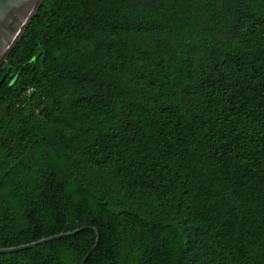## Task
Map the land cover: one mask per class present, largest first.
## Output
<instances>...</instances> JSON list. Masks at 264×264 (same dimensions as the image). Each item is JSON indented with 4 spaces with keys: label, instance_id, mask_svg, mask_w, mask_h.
<instances>
[{
    "label": "trees",
    "instance_id": "16d2710c",
    "mask_svg": "<svg viewBox=\"0 0 264 264\" xmlns=\"http://www.w3.org/2000/svg\"><path fill=\"white\" fill-rule=\"evenodd\" d=\"M80 228L0 264H264V0H42L0 67V249Z\"/></svg>",
    "mask_w": 264,
    "mask_h": 264
},
{
    "label": "water",
    "instance_id": "95a60500",
    "mask_svg": "<svg viewBox=\"0 0 264 264\" xmlns=\"http://www.w3.org/2000/svg\"><path fill=\"white\" fill-rule=\"evenodd\" d=\"M41 2L42 0H0V67L6 61L15 44L23 35L27 26L40 7ZM92 229L96 233V240H98L97 231L94 228ZM81 230H83V228L65 234L60 233L58 235L43 238L39 241L18 247L1 248L0 254H10L31 249L53 240L75 235Z\"/></svg>",
    "mask_w": 264,
    "mask_h": 264
}]
</instances>
